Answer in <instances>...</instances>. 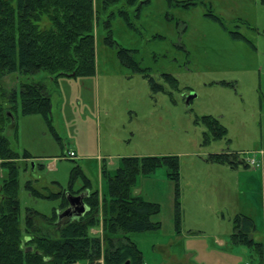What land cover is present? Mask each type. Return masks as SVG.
Here are the masks:
<instances>
[{
	"label": "rangeland",
	"instance_id": "1",
	"mask_svg": "<svg viewBox=\"0 0 264 264\" xmlns=\"http://www.w3.org/2000/svg\"><path fill=\"white\" fill-rule=\"evenodd\" d=\"M141 1L128 6L119 0L103 10L102 0H93L97 14L94 76L61 77L66 78L58 88L59 93L61 89L67 94L64 103L60 102L53 84L45 87L52 99V126L61 142L52 136L41 116L20 115L17 104L16 139L11 129L4 132L10 147L17 153L26 150L34 156L43 155L34 161L33 170L31 161L26 170L23 164L28 160L18 161L17 199L22 222L26 209L50 216L61 202L60 198L31 196L25 188L28 180L44 193L68 192L70 173L78 165L91 188L106 192V179L99 186L98 170L91 166V161L65 157L66 148L73 143L71 139L79 142L86 155L102 156V167L110 174L121 165L122 157L176 156L180 175L185 179L189 171L188 174L204 172L203 159L215 154L236 155L232 158L241 165L245 156L259 162L260 151L264 153V3L261 0H148L140 4ZM119 11L126 16H120ZM110 13L113 17L107 28ZM232 34L241 37L233 38ZM109 37L115 44L107 42ZM119 49L130 52L132 61L146 69L144 72L162 85L164 91H154L143 71L123 65L117 55ZM162 74L176 79L175 86L165 82ZM47 77L44 72L12 73L2 77L0 85L6 92L18 91L21 83L46 81ZM189 94L194 97L186 104ZM205 115L219 119L226 130L224 138L206 141L210 133L195 121ZM51 162L55 166L49 169L47 165ZM260 163L258 167H250L251 171L263 170L264 161ZM163 177H166L164 167L148 175H137L131 194L148 202L161 201L160 211L165 225L169 226L166 215L171 201L162 197L166 194ZM222 178L226 182L238 179L236 191L234 186L220 183L222 192L234 195V200L228 201L227 211L231 212L237 205L253 217V204L262 197L257 182L234 171ZM83 184L82 175L77 174L70 185L76 191ZM184 188L179 181L180 197ZM205 193L215 195L208 188ZM252 234L254 241L264 244L263 235L258 238V232ZM129 237L140 249L143 264L260 263L250 247L233 243L229 238L226 247L212 244L203 234L174 244L166 227ZM190 248L194 249L191 258L186 256Z\"/></svg>",
	"mask_w": 264,
	"mask_h": 264
},
{
	"label": "trees",
	"instance_id": "2",
	"mask_svg": "<svg viewBox=\"0 0 264 264\" xmlns=\"http://www.w3.org/2000/svg\"><path fill=\"white\" fill-rule=\"evenodd\" d=\"M118 1L102 0V9L106 10ZM124 1L128 6L138 3V0ZM144 2L148 0L140 4ZM139 9L137 7V11ZM118 14L126 16L123 11ZM96 16L93 0H0V79L12 73L33 75L37 72L46 73L53 81L59 77L94 76ZM112 17L113 13H110L105 24L107 28ZM232 37L241 36L232 34ZM107 42L115 44L110 37ZM129 53L119 49L120 62L132 66L134 71H143L154 91H164L162 85L156 84L144 72L146 69L139 68L132 61ZM161 76L175 86L176 79L172 76ZM45 87L42 82L21 83L18 91L6 92L0 85V264H100V260L102 264H143L142 253L129 234L160 229L161 224L152 220L160 213V206L133 196L131 187L137 175H148L164 167L167 179L174 184V226L179 233L180 171L176 156L121 158V165L112 174L104 169L101 171V178L107 182L105 193L91 190L88 179L78 165L75 166L70 173V184L77 174L82 175L84 184L76 191L69 184L68 192L78 195L89 191L84 198L87 211L78 218L58 221V214L67 207L66 191L44 193L28 180L25 188L31 196L60 198L61 202L50 216L26 209L23 222L20 220L18 161L30 160L31 156L26 151L17 153L12 150L4 132L6 128L11 129L16 139L14 113L18 104L20 115L41 116L52 136L61 141L51 126V100ZM195 121L202 123L210 133L209 137L206 135V141L225 137L226 130L217 118L205 115ZM232 157L236 155L215 154L206 161L234 166L237 161ZM242 160L239 163H243ZM28 163L23 164L24 170ZM233 225L232 242L247 245L262 261L263 245L250 237L254 230L253 221L245 215H238L233 219ZM98 228L101 233H91L92 229Z\"/></svg>",
	"mask_w": 264,
	"mask_h": 264
},
{
	"label": "crops",
	"instance_id": "3",
	"mask_svg": "<svg viewBox=\"0 0 264 264\" xmlns=\"http://www.w3.org/2000/svg\"><path fill=\"white\" fill-rule=\"evenodd\" d=\"M62 79H66V78L59 77L57 81H53L52 79L47 78L46 81H37V82H42L45 84V86L53 84L57 91L58 88L60 87V84L64 83V82H61ZM96 89L97 91L99 89L98 83H97ZM49 90L50 92H53L51 89ZM58 96H59L60 102L63 101L64 103L67 97V94L65 95V93L60 89V93L58 90ZM96 107L97 109H99V98L97 99ZM60 110L62 111V109ZM43 123H45L44 120H43ZM52 125H53V121L51 119V126ZM52 128L55 130L53 126ZM71 141L73 143L71 147H69L70 149L66 148V152H70V151L74 152L75 156L80 158L81 162L83 160L91 161L92 162L91 166H96L98 170L97 179L99 180V186H101L102 185L101 183L103 182L101 178V171L103 169L104 170L106 169L105 166L102 167L103 166L102 162H100L102 156L98 154L97 155H94V154L86 155L85 153H83V148L79 144V142L74 141L73 139H71ZM64 146L67 147L66 145ZM23 151H26V150H23ZM260 152L262 153L261 158L264 161V153L262 151ZM29 155L31 156V159L28 161H33V162L38 158H42L43 156V155L34 156L32 155V153H29ZM93 161H95L94 164H93ZM203 161L205 162L204 172H198V174L193 172L192 174H188L190 173L189 171L186 174L185 179L180 175L181 186L184 185L185 188L180 197L181 217H180V223H179L180 225L179 233L176 231L175 226H174V213H173L174 185L172 184L173 182H170L167 179V177H163L162 179V183L164 184L166 188V194L163 195L162 197L165 198L169 202L171 201V207L167 211V215H166L169 226L165 225V221L163 219V215L161 214V211L158 214V216H154L152 220L154 222L157 221L161 224L160 229H164V227H166L167 231L171 234V237H172L171 243H174V244L178 242H182L184 240L196 239L197 237L201 236V234H203L204 236H208L210 238V241L212 244L214 243L219 247H226V245H228L226 243L227 238L231 240V237L234 232L233 219L238 215H245L249 217L253 221V224H254L253 233L258 232L259 233V235L257 236L258 238L260 237V235L264 236L263 170L259 168V170L255 169L251 171V169L253 168H250L248 165H246V163L241 164V165L235 164L234 166H230L227 164L209 162L204 159ZM52 166L53 167L55 166L54 162H51L50 164L47 165L49 169L52 168ZM240 168L243 169V171L239 170ZM193 170H196V168H193ZM230 171L244 173L247 175L249 179H254L257 182L258 188H259L258 190L261 192L262 197L260 199V202L253 204L254 213H255L253 217L250 216L248 213H244L241 209V206L237 207V205H236V208L231 209V212L227 211L228 201L232 202L231 199L233 198L234 200V197H233L234 195L233 194L229 195L228 193L222 192L221 190L222 186L220 183H222V185L228 184V186H234L235 191H236V188H238V179H234L233 182L231 181L226 182L222 178V176H225L226 173H229ZM205 173H207V176H204ZM183 181L185 182L183 183ZM207 188L210 189L212 192H214L215 195H211V196L206 195L205 192L207 191ZM91 190H98V189L91 188ZM98 191L99 193H104L103 189H100ZM236 196L238 200L239 194H237ZM153 203H157L159 206L161 205V201L159 200H156ZM99 230L101 229L100 228L92 229L91 233L95 234L98 231L97 234H99ZM252 235L253 234L251 233L250 237L254 241L255 239L254 237H252ZM255 242L261 243L263 245V253H264V244L260 240L255 241ZM187 250L188 251L186 252V256H188L189 258L194 256L193 248H190ZM243 251L245 252V250ZM252 252L255 253L254 251ZM261 262H264V260Z\"/></svg>",
	"mask_w": 264,
	"mask_h": 264
},
{
	"label": "water",
	"instance_id": "4",
	"mask_svg": "<svg viewBox=\"0 0 264 264\" xmlns=\"http://www.w3.org/2000/svg\"><path fill=\"white\" fill-rule=\"evenodd\" d=\"M194 97V94L186 96V104ZM32 170L34 169V162H30ZM89 192L85 191L78 195H72L69 192H65V198L67 201V207L58 214V221L63 218H78L81 217L87 211V205L84 202V198L88 196Z\"/></svg>",
	"mask_w": 264,
	"mask_h": 264
},
{
	"label": "built area",
	"instance_id": "5",
	"mask_svg": "<svg viewBox=\"0 0 264 264\" xmlns=\"http://www.w3.org/2000/svg\"><path fill=\"white\" fill-rule=\"evenodd\" d=\"M261 153V152H260ZM261 155H262V153H261ZM74 156H75V154L73 153V152H68L66 155H65V157H68V158H74ZM261 161H262V159H261ZM260 160H259V162H257L253 157H250V156H247V157H245V162L249 165V166H252V167H258V166H260V162H261ZM244 264H251L250 262H245Z\"/></svg>",
	"mask_w": 264,
	"mask_h": 264
}]
</instances>
